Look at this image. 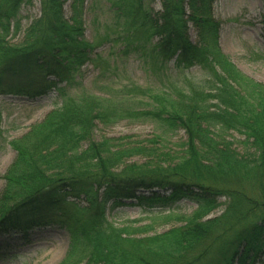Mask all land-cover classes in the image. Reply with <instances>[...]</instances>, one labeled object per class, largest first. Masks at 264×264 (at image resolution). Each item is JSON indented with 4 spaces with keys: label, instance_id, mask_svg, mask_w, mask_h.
Instances as JSON below:
<instances>
[{
    "label": "trees",
    "instance_id": "16d2710c",
    "mask_svg": "<svg viewBox=\"0 0 264 264\" xmlns=\"http://www.w3.org/2000/svg\"><path fill=\"white\" fill-rule=\"evenodd\" d=\"M33 1L0 0V97L35 99L56 91L61 105L9 144L15 157L3 176L0 229L63 228L69 247L61 264L261 263L264 85L240 73L219 50L214 0H160L156 14L149 0H113L111 25L119 37L109 42L122 43L121 54L137 55L153 75L164 77L173 64L176 71L198 67L209 80L159 92L129 84L121 88L123 96L105 98L67 92L82 66L98 58H91L95 48L83 39L86 0H38L40 15L23 30L21 9ZM137 97L148 111L129 106ZM134 116L151 119L162 132L183 131L180 155L173 157L156 141L93 139L98 124ZM228 133L244 137L247 149L238 151ZM134 157L145 161L130 163ZM69 198H83L86 205ZM179 199L197 209L175 219L156 213L149 226L135 221L118 228L106 218L108 205L165 206ZM220 206L221 215L208 218ZM171 220L180 226L149 235L154 221Z\"/></svg>",
    "mask_w": 264,
    "mask_h": 264
},
{
    "label": "rangeland",
    "instance_id": "374dc122",
    "mask_svg": "<svg viewBox=\"0 0 264 264\" xmlns=\"http://www.w3.org/2000/svg\"><path fill=\"white\" fill-rule=\"evenodd\" d=\"M113 0H86L84 5L83 39L95 48L91 58L98 56L94 64L85 63L67 88L69 96L87 93L99 98L109 94L123 96L121 88L129 84L143 89L159 92L178 86L187 88L190 85L201 87L209 79L203 76L198 67L186 71H176L173 64L167 67L166 75H153L137 55L123 53V44L111 41L119 37V32L111 25ZM153 13L160 11V0H149ZM65 17L68 18L69 3L64 6ZM40 15L38 0L26 4L20 12L23 30ZM214 21L218 23L217 44L221 53L244 76L264 85V1L263 0H214L211 9ZM188 36L192 43L197 42L196 31L188 25ZM21 36L10 38L12 44L17 43ZM110 38V39H107ZM125 52V51H122ZM59 87H64L60 85ZM207 90V89H206ZM61 100L56 91L47 95L28 99L26 97H0V194L4 187L3 176L15 157L10 142L20 138L34 124L40 123L53 109L59 108ZM129 106L137 112L149 110L146 101L135 98ZM151 119L134 116L115 124L103 126L98 124L94 130L93 139H121L127 144L160 142L157 146L165 148L173 157L179 156L184 132L176 130L165 132ZM226 139L238 147L245 149L244 137L236 133L225 134ZM145 159L134 157L130 163H143ZM159 195L164 193L158 192ZM148 196L140 192L137 196ZM79 206H85L83 198L72 199ZM220 203L224 200L220 199ZM119 208L106 207V218L114 226L121 228L132 222L140 221L137 226H149L152 216L156 213L177 216L191 214L196 206L183 199L165 206L139 204L136 201L126 202ZM223 207H217L208 218L221 215ZM153 231L149 235L160 234L172 227L180 226L174 220L169 222L154 221ZM69 247L67 232L55 225L33 228L27 233L17 229H0V264H61ZM82 264H85L83 262ZM264 264V258L261 263Z\"/></svg>",
    "mask_w": 264,
    "mask_h": 264
}]
</instances>
